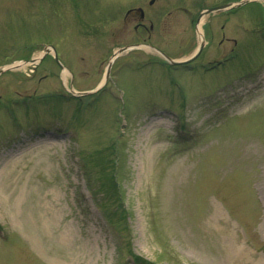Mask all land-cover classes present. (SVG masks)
Listing matches in <instances>:
<instances>
[{"label": "rangeland", "instance_id": "rangeland-1", "mask_svg": "<svg viewBox=\"0 0 264 264\" xmlns=\"http://www.w3.org/2000/svg\"><path fill=\"white\" fill-rule=\"evenodd\" d=\"M148 1L0 0V68L19 66L0 75V264H264V0L202 19L196 62L234 59L179 86L146 44L110 58L143 40L188 59L191 16L224 0ZM138 6L150 34L124 15ZM110 63L91 107L37 104L102 86Z\"/></svg>", "mask_w": 264, "mask_h": 264}, {"label": "bare ground", "instance_id": "bare-ground-1", "mask_svg": "<svg viewBox=\"0 0 264 264\" xmlns=\"http://www.w3.org/2000/svg\"><path fill=\"white\" fill-rule=\"evenodd\" d=\"M201 33V31H199V34ZM200 36V35H199ZM151 124H157V121L156 122H151ZM152 150H155V148H153ZM60 239V238H59ZM62 239H65V238H62ZM30 240H31V242H32V247H33V249H35L36 248V250H37V252H41L42 250H41V248L42 247H40L39 245H38V243L36 242V241H34V238H33V236H31L30 237ZM238 260H240V258L238 259ZM205 262V264H229V261H228V259L227 258H225V259H211V260H207V261H204Z\"/></svg>", "mask_w": 264, "mask_h": 264}, {"label": "water", "instance_id": "water-1", "mask_svg": "<svg viewBox=\"0 0 264 264\" xmlns=\"http://www.w3.org/2000/svg\"><path fill=\"white\" fill-rule=\"evenodd\" d=\"M245 2H246V1H241V2H239V3L236 4V5H232V4H230V5L221 6V7L215 8V9L208 10L207 12H212V11H214V10H225V9H229V8L236 7V6H239V5H241V4H244ZM202 46H203V42H202V40H201L198 51L201 50ZM124 49H125V48H124ZM124 49H123V50H124ZM123 50H121V51H123ZM166 59H168V58H166ZM169 61L172 63L171 60H169ZM60 67L62 68V65H60ZM108 69H109V66H108ZM108 69H107V72H108ZM5 70H6V69H1V70H0V74H2Z\"/></svg>", "mask_w": 264, "mask_h": 264}, {"label": "flooded vegetation", "instance_id": "flooded-vegetation-1", "mask_svg": "<svg viewBox=\"0 0 264 264\" xmlns=\"http://www.w3.org/2000/svg\"><path fill=\"white\" fill-rule=\"evenodd\" d=\"M140 27L143 28V29L145 28L142 24L138 23V24H137V27H135V29H138V28H140ZM231 52H232V51H231Z\"/></svg>", "mask_w": 264, "mask_h": 264}]
</instances>
